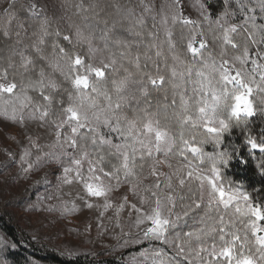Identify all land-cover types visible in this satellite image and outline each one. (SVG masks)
Wrapping results in <instances>:
<instances>
[{"label":"snow or ice","instance_id":"snow-or-ice-1","mask_svg":"<svg viewBox=\"0 0 264 264\" xmlns=\"http://www.w3.org/2000/svg\"><path fill=\"white\" fill-rule=\"evenodd\" d=\"M109 7L115 13L105 12L98 0L87 6L83 0L74 5L62 0L59 11H75L54 19L48 5L6 0L0 11L8 21L0 38L12 41L0 49L6 52L0 55V117L24 128L34 122L54 137L40 145V133L35 138L26 134L21 172L58 164L60 185L81 186L79 199L98 212L99 227L111 210L109 222L119 229L112 237L114 251L145 246L129 264H264V201L224 174L233 160L247 165L251 158L264 182V128L258 138L245 135L248 158L236 150L209 154L203 149L209 142L219 146L232 127L264 114V0H223L215 15L206 0H196L198 19L184 14V0H128L123 5L113 0ZM19 10L29 14L30 22L20 19ZM101 13L114 17L110 27ZM60 20L66 21L67 32ZM26 24L35 25L31 35ZM118 27L140 39L116 35ZM25 38L31 44L17 47ZM142 44L143 53L138 50ZM28 48L51 71L26 54ZM150 87H171V103L153 111ZM106 157L120 163L106 165ZM125 186L127 192L116 203L113 193ZM74 210L73 203L63 212ZM125 211L128 231L121 223ZM181 221L200 226L176 231ZM18 246L0 236V264H9L2 254Z\"/></svg>","mask_w":264,"mask_h":264},{"label":"rangeland","instance_id":"rangeland-1","mask_svg":"<svg viewBox=\"0 0 264 264\" xmlns=\"http://www.w3.org/2000/svg\"><path fill=\"white\" fill-rule=\"evenodd\" d=\"M34 2L44 4V0H34ZM184 14L191 19L199 18L196 0H184ZM160 37L164 38L163 32ZM210 47H212L211 42ZM37 133L41 135L38 141L40 145L51 143L54 139L51 135L43 134L34 122L27 123V127L24 128L0 117V204L13 198L28 200V204L23 209L10 207L7 209L15 215L19 228L29 236V241L64 253L71 252L74 256L89 255L101 259L119 256L125 249L144 246L132 245L114 251L117 241L112 237L119 234V229L114 228V221L109 222V217L112 216L111 210L105 213L102 222L104 227H99L98 212L95 209L85 208L83 201L79 199V196L83 195L81 186L60 185L58 177L61 176L62 170L58 164H48L28 174L21 172L19 154L22 147L28 144L26 134H32L35 138ZM44 151L49 149L44 148ZM33 152L35 154V150ZM31 158L34 159V155ZM126 192L127 187H122L119 192L113 193V200L119 203L121 195ZM30 195H33L32 199ZM73 203L76 205V210L64 213L65 205L71 210ZM121 223L125 226V231H128L127 211L122 213ZM105 228L107 230H104ZM132 232L135 234V229ZM130 259L131 256L124 260L129 264Z\"/></svg>","mask_w":264,"mask_h":264},{"label":"trees","instance_id":"trees-1","mask_svg":"<svg viewBox=\"0 0 264 264\" xmlns=\"http://www.w3.org/2000/svg\"><path fill=\"white\" fill-rule=\"evenodd\" d=\"M79 2V0H70L71 4H75ZM91 0H83V3L85 6H87ZM98 2L102 3L105 7V12H112L115 13V8L109 7L113 3V0H98ZM119 3L122 5L127 3L128 0H118ZM136 0H132V3L134 4ZM206 2L210 5L212 13L215 15L219 10H221L223 6V0H206ZM21 3H27L26 0H21ZM62 3V0H44V5H48V14L52 15L54 19H57L60 15H72V13L75 11L74 8L69 9L67 13H62L58 9L60 8V5ZM55 5V9L52 7V5ZM6 5V0H0V11H2L3 7ZM19 9V5L17 6ZM18 16L21 20H24L26 22L29 21V14L26 11L19 10ZM101 17L109 19V27L111 26V19L114 17H107L105 16V13H101ZM73 20L77 23L80 22V17L73 16ZM90 23H95V21H89ZM8 25L7 18L3 15H0V32L3 31V29ZM56 25L54 24L53 27ZM60 28L67 32V23L64 20L59 21ZM148 29L151 30V21H147ZM27 27V24H26ZM32 27H27V32L29 35H31V32L33 31ZM100 28H103V23L99 24ZM11 31L14 33L17 30L16 22L13 21L10 26ZM180 31V25L178 24L174 32L178 35ZM162 33V32H161ZM160 33V36H161ZM116 35L121 36L124 39L128 40H139L140 38L131 36L125 28L118 27L116 29ZM97 37L100 35L99 32L96 33ZM51 37L49 38V41H51ZM145 41L147 42V36L144 37ZM209 41L211 42V36L208 37ZM31 40L28 38H25L23 41V44L18 45L17 47L23 48L24 45H30ZM12 43V41H4L2 38H0V49H6L7 45ZM60 43L64 46L66 45V42H64L62 39L60 40ZM100 47H103L102 41H95ZM114 51H116L115 45H110ZM51 49L48 48V51ZM141 53L144 51V45L142 44L140 48L138 49ZM76 51L80 53H85L86 48H80L78 47ZM133 51H137L136 47L133 46ZM6 52L0 51V55H5ZM26 54L31 55L33 59H36L35 52L32 51L31 48H28L26 50ZM154 55V50L153 53ZM164 55L167 56V48L165 46L164 49ZM17 61L19 60V57L15 58ZM36 62L38 65H42L45 67V71H51L43 61H39L36 59ZM87 62V60H86ZM169 64H171V60L168 61ZM160 66L164 74L167 76L168 70L165 68L163 63V57L160 58ZM83 71V70H81ZM86 74V73H85ZM33 76H35V73H33ZM56 78L58 82H61L64 87H67V83L62 81V78L59 77V74H56ZM17 79H19V76H17ZM31 95L35 96L36 93H30ZM150 97V103L152 105V110L154 111L157 106H161L167 102L171 103L173 99V91L171 87H165L162 88L159 91L152 90L150 87L149 92ZM165 97L167 100H165ZM66 99V94H65ZM177 101L179 97H176ZM135 104V101L132 102ZM141 106H143V101H141ZM129 116H132V112L128 111L127 113ZM162 123H164L163 116L161 117ZM264 128V114L257 113V116L250 119V122L247 125L241 124L239 127H232L231 134L226 133L223 137V142L219 146H214L213 143H205L203 145V149L206 153H214V152H220V151H238L243 157L248 158V148L245 144V135L247 133H251L253 136L257 137L259 136L260 129ZM249 162L247 165H242L238 161L233 160L231 165L225 170V177L228 180L234 181L237 184H242L244 189L252 195L257 201H264V182H262L257 175V168H256V160H252L251 158H248ZM107 164H119L120 161L116 160L114 157H106L105 161ZM33 195H30V198L32 199ZM28 200H25L23 198H13L11 200L6 201L4 204H0V236H3L9 240H14L19 242V246L15 250H9L7 252H4L2 255L7 258L9 264H128L124 259L126 257L132 256L133 254L137 253L139 250H141L143 247L135 248V249H125L124 253L119 256H114L106 259H101L97 257H90L89 255H83V256H74L69 255V253H64L62 251H59L57 249H54L52 247L48 246H40L32 244L29 241V236L22 231L19 228V222L16 219L15 215L12 214L11 211L7 209V207H10L11 209H23L27 204ZM199 224H193L192 222H189L188 224H185L183 221L179 222L178 228L176 231H189L192 228L199 227ZM160 246V245H159ZM162 247V246H160ZM170 251V250H169Z\"/></svg>","mask_w":264,"mask_h":264}]
</instances>
